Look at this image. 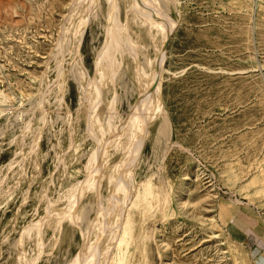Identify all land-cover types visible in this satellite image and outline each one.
<instances>
[{"label": "rangeland", "instance_id": "374dc122", "mask_svg": "<svg viewBox=\"0 0 264 264\" xmlns=\"http://www.w3.org/2000/svg\"><path fill=\"white\" fill-rule=\"evenodd\" d=\"M160 1L175 22L168 38L158 34L153 43L146 28L131 29L141 43L137 57L118 55L115 83L104 90L107 102L116 97L119 125L102 160L105 204L109 177L125 156L128 122H121L140 97L137 61L152 76L163 50L161 88L151 102L159 93L164 132L154 136L152 127L153 139L146 138L134 159L112 264H264V0ZM84 2L0 0V264H25L23 252L26 264H69L84 244L85 228L99 247L113 242L90 224L97 205L89 187L73 210L80 227L46 217L49 208L66 209L98 147L92 130L107 127L109 102L98 109L92 130L82 113L106 43L107 2L86 7V25L73 28L69 15ZM131 2L119 0L122 23H133V12L126 16Z\"/></svg>", "mask_w": 264, "mask_h": 264}, {"label": "bare ground", "instance_id": "6f19581e", "mask_svg": "<svg viewBox=\"0 0 264 264\" xmlns=\"http://www.w3.org/2000/svg\"><path fill=\"white\" fill-rule=\"evenodd\" d=\"M77 1H79V0H77ZM83 1H85L84 5L81 4L82 6H80V7L77 6L74 10H72V12L69 15L70 18L68 19L69 20L68 23H71L73 25L72 26L73 28H76V27L80 28V26L82 27L83 25H86L84 23V21L88 18L87 17L85 19V17H84V13L86 12V7H88L89 5L96 7V5H98V3H99V0H93V1L83 0ZM91 2H92V4H91ZM106 2H107L106 3L107 4L106 12H105L106 13V16H105L106 31L104 29V31L106 32L105 33L106 43L104 44L102 50L100 51V53L98 54L97 59H96V75L94 76V78L92 77V79L89 80V85H87V87H89V94L87 96L88 99H87L86 103L84 102L85 99L83 100L84 109H83L82 113H87V116H88L87 119H88V123H89L88 127L89 128H91V126L94 123L99 122L98 120L100 119L101 115H99L100 112L98 109L101 108L100 106H102V105L106 106L107 100H106L105 93H104L105 87L108 86L110 83H115L116 76L118 75L117 73H118V70L120 68L119 66L122 65V64L120 65V62L118 61V55L123 54L125 51L130 52V54H133V55H134V53L139 52V47H140L141 43H140V41H137L134 39L130 30L131 29L137 30L138 27L141 28V30L146 28L148 31V34H149V39L150 40L152 39L153 43H155L157 40L156 36L158 34H162V36H164V39L165 38L167 39L168 35L170 34V32H171V30L175 24L174 20L163 10V7H162L160 0H132V2L129 5L130 10H128L127 15L126 14L125 15L128 17L129 11H132L133 12V17H132L133 23H130L128 19L126 20V18L124 19L127 21L126 23H122V21L120 20V17H119V0H106ZM79 3H81V2H79ZM92 6H90V7L93 8ZM129 7H128V9H129ZM88 10H89V7H88ZM91 11L93 12V10H91ZM76 18L78 19L77 21H75ZM71 24H68V25L70 26ZM68 25L66 24L64 27L66 28ZM70 30H71V26H70ZM70 30L67 27L65 30V34L67 35ZM138 37H140V36H138ZM67 41L70 42L69 40H67ZM164 41H162V42L164 43ZM62 46H63V43H62ZM153 46H154V44H153ZM164 47H163V49H164ZM155 48H157V47H155ZM160 50H162V47L160 48ZM156 51H158V50H155V52ZM136 55H134L135 58L137 57ZM156 55H157L156 59L158 60V63L156 64V66H158V68L156 67L157 68L156 71L157 70L158 71L157 72L153 71L155 74L153 75V73H152V76L148 75L149 73L147 74V72L145 71L146 68L143 67L142 64H140V62L137 61V66L135 68L136 69L135 70V74H136L135 77H137V82L139 83V86H140V89H139L140 90L139 91L140 97L138 95V97H139L138 103L136 105H134L133 107H131L132 109H131L130 114L128 115L126 120L124 119L121 122L124 125L128 124V127H126L127 132H125L127 141L125 140L126 141L125 142L126 144H124L125 147L123 146L124 151H125V154H124L125 156L123 157V159L121 160L120 163H117L118 165H116L117 167L115 166L116 167L115 171L113 170L114 172H112L111 176L109 177V182L112 184V187H111L112 192L110 191V193L106 197V201H105L106 203L104 204L102 202V200L100 199V197H101V195H100L101 190H99L100 189V183H101L100 177H101V172H102L101 170L104 168L103 167L104 162H102V160L103 159L106 160L109 157V156H107L109 153V146H111L113 144L111 142L112 144L109 145V141L111 139V136L113 135L114 129H117L119 127V125L114 123L116 116H117L116 115L117 110L114 107L115 98H116L115 96H113V99L111 96L110 102L109 101H108L109 103L107 102L108 103L107 108L109 110V113L107 114L108 120L106 119V122L104 123V124H107L106 125L107 127L103 126V127H105V128H103L102 125L100 126V124H103L100 122V124H99L100 128L99 129L92 130V128H91L92 133L98 142V147L90 155V158H88V165L86 163V166H88V167H86L87 168L86 170H87V174L89 177L87 176V178H84V180L82 179V180L78 181V183H76L74 186H72L73 188L71 187L72 189H76V190H74V191L72 190V193L69 195L71 199L68 198L69 199V200H67L68 204L66 205V209L64 211L62 209H59L60 211L55 210L54 212H56V211L57 212L54 215V212L52 213V210L50 211L49 206H47L49 208L46 211V212H48V215L46 214L47 218H48V216L50 218L53 214V216H55V218H56L57 223H60L61 220L66 219L67 221L71 222V224L73 222H75V223H77V225H79L78 224L79 212H76L74 214L73 210L76 208V204L78 203V197L79 196L81 197V195L84 194V192L82 191V188L85 186V187H89L92 190H95V193H96V202L95 203L97 205V214L90 221L91 223L90 222L89 223L91 225L93 224L94 226H99V230H98V228L96 230L103 232L105 234L108 233L109 236L112 235L111 236L112 239H110V241H113V242H111L108 245H105L104 247L101 248V247H99L100 245H98V243H95L96 242L95 238H94L95 242H93V238L90 237L89 230L85 228L86 230L84 229L81 231L82 236L84 237V242H83L84 244L82 245V248L80 250H78L79 252H77V255H75L76 257L75 258L73 257L72 261H70L69 264H112L114 259L118 255L117 252L114 251V248L117 245L115 243V241L119 240V239L118 240H116V239L120 235V233H119L120 224H121V221L123 220V218L125 217L123 215L124 214V207H125V205L123 207V204L125 203L124 199L128 200L130 198L129 196H131L130 195L131 192H129V188H130L129 183L131 184V182H132L131 180H133L132 178L134 175V168H135L134 167V159L139 156V154L142 150V147H144L143 146L144 142H145V140H147L146 138L149 136L150 129L152 127L155 129L154 131H152L154 136L160 132H164V125L162 124V121L160 120L161 115L164 112L162 109V100H161L159 93L157 94L158 95L157 99H156L157 102H151L153 90L155 92V90L159 91L161 88V86H160L161 75L160 74L162 72L161 70L163 67L162 64H163V60H164L163 50H162L161 54L156 53ZM60 60H61V58H60ZM60 67L62 69V66H60ZM163 69H164V67H163ZM60 71H62V70H60ZM78 73H81V72H78ZM80 75H81L82 81H83L84 80L83 74L81 73ZM59 76H62V75H59ZM55 83L58 84V80H57V82L55 81ZM52 85H53V83H52ZM50 86H51V84L49 85V87H47V90H45V91L48 92L51 88ZM83 86L85 87V85H83ZM84 93H86V90ZM113 95H115V94H113ZM60 96L57 97L58 100L62 98ZM40 100L42 101V99H40ZM153 101H155V100H153ZM39 104L41 105V102H39ZM39 104H38V106H39ZM100 111H101V109H100ZM44 119H45V116H44ZM86 122H87V120H86ZM126 122H128V123L126 124ZM24 123H25L23 126L24 130L28 131V129L31 128V122H29L27 120ZM121 123H120V126L123 125ZM89 125H91V126H89ZM106 128H108V131L106 130ZM120 129H121V127H120ZM106 131L109 133L108 134L109 136L105 135ZM117 131H118V129H117ZM90 132H88V133H90ZM92 133H90V134L92 135ZM149 137L152 138V136H149ZM113 140H114V137H113ZM116 145L119 146V144H116ZM32 149H34V147ZM106 161H105V164H106ZM10 168H11V166H10ZM90 175L95 176L96 180L94 179V181H96V182L93 181V178L91 180ZM87 180H88V183H90L91 181H92V183L88 184ZM89 180H91V181L89 182ZM78 189H81V191H82V192L80 191L81 194L77 192ZM74 192H77L78 195L76 196L74 194ZM118 192L123 193L122 194L124 196L123 201L120 199V197H119L120 195L119 196L117 195ZM125 196H126V198H125ZM80 199H79V201H80ZM48 204H50V203H48ZM105 209L107 211H114V215L112 214L113 217L111 215H110L111 217L108 215H105V213H103ZM76 211H78V210H76ZM107 213L109 214V212H107ZM49 214H51V215H49ZM99 214H103L102 219H100L98 217ZM129 217H127V219ZM123 222H126V221L124 220ZM32 225L35 226L34 228L36 231L38 230L35 234L39 238V241L37 244V246L39 248L40 247V241H41L40 234H42V232L40 231L41 222L32 223ZM55 225H58V224L55 223ZM94 226H93V228H94ZM79 227H80V225H79ZM28 228L31 229L30 226ZM25 229H26V227H25ZM59 230H61V226H60ZM91 231L92 230L90 228V233H91ZM123 232H122V235H123ZM24 233H26V232H24ZM99 234L96 233V235H99ZM105 234H103V235H105ZM100 235H102V233ZM41 243H42V241H41ZM118 243H119V241H118ZM41 248H42V246H41ZM102 254H105V255L102 257ZM23 256L24 257H23L22 262H24L25 264L28 263L27 259L25 258L24 252H23ZM100 256H101V258H100ZM33 262L35 264V261H33Z\"/></svg>", "mask_w": 264, "mask_h": 264}]
</instances>
